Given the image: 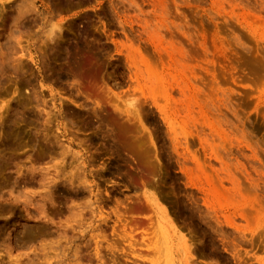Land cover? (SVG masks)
Instances as JSON below:
<instances>
[{
  "label": "rangeland",
  "instance_id": "1",
  "mask_svg": "<svg viewBox=\"0 0 264 264\" xmlns=\"http://www.w3.org/2000/svg\"><path fill=\"white\" fill-rule=\"evenodd\" d=\"M0 263L264 264V0H0Z\"/></svg>",
  "mask_w": 264,
  "mask_h": 264
},
{
  "label": "bare ground",
  "instance_id": "2",
  "mask_svg": "<svg viewBox=\"0 0 264 264\" xmlns=\"http://www.w3.org/2000/svg\"><path fill=\"white\" fill-rule=\"evenodd\" d=\"M52 34H53V33H52ZM47 35H51V34H47ZM48 37H49V36H48ZM46 39H47V38H46ZM83 47H84V46H83ZM77 49H78V48H77ZM86 50H87V49H86ZM82 52H83V51H82ZM73 53H74V52H73ZM76 53H77V52H76ZM79 54H80V53H79ZM68 55H69V53H68ZM64 57H65V56H64ZM63 59H64V58H63ZM86 61H87V60H85V62H86ZM87 62H88V61H87ZM68 63H69V62H68ZM88 63H89V62H88ZM82 64H83V63H82ZM82 64H81V65H82ZM85 64H86V63H85ZM76 66H77V67H76ZM76 66H75L76 69L79 68V67H78V64H76ZM81 67H82V66H81ZM81 67H80V68H81ZM71 68H72V67H71ZM73 70H74V68H73ZM76 72H78V71L75 70V72H74L75 75H73V76H76V75H78V76L80 75V76H81V74H77ZM62 73H63V72H62ZM65 73L68 74L67 71H66ZM69 73H70V71H69ZM78 73H79V72H78ZM71 74H72V73H71ZM69 75H70V74H69ZM78 76H77V77H78ZM82 76H83V75H82ZM77 77H76V78H77ZM67 78H68V77H67ZM76 78H75V79H76ZM86 90H88V89H86ZM84 92L86 93L85 96H87V97H89V98L91 97V98H93L94 100H98V99H99V98H98V95L96 96V94H95V93H92L91 91H87V92L84 91ZM94 94H95V95H94ZM98 101H100V100H98ZM18 112H19V111H18ZM109 123H111V122H109ZM109 123H108V125H110ZM111 124H113V123H111ZM112 128H113V127H112ZM113 129H114V128H113ZM115 129H116V128H115ZM111 130H112V129H111ZM120 131H121V130H120ZM122 132H123V131H122ZM122 132H121V133H122ZM119 134H120V133H119ZM8 135H9V134H8ZM116 138H117V137H116ZM118 140H119V139H118ZM8 147H9V146H8ZM130 150H133V148H130ZM7 208H8V207H7ZM42 210H43V209H42ZM133 213H134V208H131V207H127V208H126V211H125L124 215H125L126 217L130 218L129 220H126V222H129V223L132 222V220L134 219V214H133ZM117 215H120V214L117 213ZM118 217H119V216H118ZM136 222H137V220H136ZM27 228L29 229V227H27ZM30 228H31V227H30ZM29 230H30V229H29ZM26 231H28V230H26ZM21 232H22V231H21ZM23 232H24V231H23ZM34 232H35V231H34ZM25 233H28V235L25 234V235L27 236V238H28V236H29V232H25ZM18 236H19V235H18ZM22 237H23V235H22ZM22 237H20V239H21ZM8 238H9V237H8ZM15 238H16V236H15ZM27 238H26V239H27ZM30 238H32V237H30ZM17 239H18V238H17ZM14 240H15V239H14ZM28 240H29V238H28ZM159 241H160V240H159ZM162 241H163V240H162ZM14 242H15V241H14ZM20 242H21V241H20ZM8 243H9V241H8ZM160 245H161V244H160ZM8 246H10V245H8ZM158 246H159V245H158ZM10 248H11V247H10ZM8 250H9V248H8ZM10 250H11V249H10ZM160 251H161V250H160ZM17 259H18V258H17ZM12 260H13V259H12ZM14 260H16V259H14ZM16 261H17V260H16ZM10 262H11V261H10ZM12 262H13V261H12ZM0 264H1V263H0Z\"/></svg>",
  "mask_w": 264,
  "mask_h": 264
}]
</instances>
